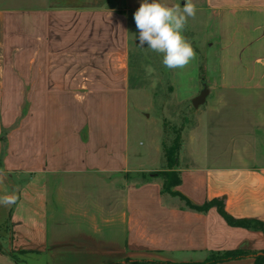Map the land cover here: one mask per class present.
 <instances>
[{
  "label": "crops",
  "instance_id": "0c3cea01",
  "mask_svg": "<svg viewBox=\"0 0 264 264\" xmlns=\"http://www.w3.org/2000/svg\"><path fill=\"white\" fill-rule=\"evenodd\" d=\"M143 2L0 0V196L17 197L0 205V264L61 254L81 264L191 262L264 250L263 231L162 191L153 172L165 168L145 162L164 156L160 138L148 153L130 140V14ZM193 3L187 24L192 36L205 29V48L200 60L198 35L190 40L199 67L191 99L204 84L209 93L183 132L175 189L264 221V0ZM138 173L147 179L128 177Z\"/></svg>",
  "mask_w": 264,
  "mask_h": 264
},
{
  "label": "rangeland",
  "instance_id": "374dc122",
  "mask_svg": "<svg viewBox=\"0 0 264 264\" xmlns=\"http://www.w3.org/2000/svg\"><path fill=\"white\" fill-rule=\"evenodd\" d=\"M200 26H196L197 37L192 36L191 28L186 25L183 35L192 40L196 51L202 59L201 44L205 29L200 32ZM139 31L131 13L130 21V51H129V87H130V140L136 148L148 153L153 142L161 141L164 152V144H171L180 134L181 140L184 130L195 124L196 112L203 105L195 108L192 104L191 76L198 73L199 67H195L197 55L189 65L183 69H168L162 63V54L153 52L147 48L139 47ZM204 37V36H203ZM203 40V39H202ZM205 40V39H204ZM204 42V41H203ZM193 65V66H192ZM152 152V149L150 150ZM165 156V155H164ZM155 152L150 158H146V166L166 168V159ZM131 180H142L141 174H133ZM163 179V178H162ZM23 264H81L82 260L75 256L61 254L57 257L41 258L19 257Z\"/></svg>",
  "mask_w": 264,
  "mask_h": 264
},
{
  "label": "clouds",
  "instance_id": "9594fccd",
  "mask_svg": "<svg viewBox=\"0 0 264 264\" xmlns=\"http://www.w3.org/2000/svg\"><path fill=\"white\" fill-rule=\"evenodd\" d=\"M197 7L193 0H186L184 6L179 3L168 6L159 0H144L134 13L139 31V47L162 54L163 65L171 70L183 69L195 59L196 53L189 40L182 34L188 18H195ZM4 176L0 173V182ZM17 200L15 194L0 196V205L10 206Z\"/></svg>",
  "mask_w": 264,
  "mask_h": 264
},
{
  "label": "trees",
  "instance_id": "16d2710c",
  "mask_svg": "<svg viewBox=\"0 0 264 264\" xmlns=\"http://www.w3.org/2000/svg\"><path fill=\"white\" fill-rule=\"evenodd\" d=\"M135 13V12H132ZM131 19V14H130ZM8 130L2 129V157L6 154V135ZM182 146V140L180 134L176 136L173 142L169 145L164 144V155L166 159V168L164 170L153 172L163 178L162 191L170 193L175 196H179L190 209L205 212L210 208L215 207L219 214L226 220L229 225L239 226L248 229L261 230L264 232V221L250 218H237L232 216L225 209V202L223 198H214L206 201L203 204H196L192 202L186 195L179 190L175 189L182 182L179 165V152ZM130 177V175H128ZM141 177L146 180L148 175L142 173ZM248 255H253L255 261L253 264H264V250L260 252H249L243 249L227 250V251H211L209 256L204 261H191V262H151V261H130L127 260V264H213L221 261L238 259Z\"/></svg>",
  "mask_w": 264,
  "mask_h": 264
},
{
  "label": "water",
  "instance_id": "95a60500",
  "mask_svg": "<svg viewBox=\"0 0 264 264\" xmlns=\"http://www.w3.org/2000/svg\"><path fill=\"white\" fill-rule=\"evenodd\" d=\"M208 93H209L208 86L204 84V88L202 89L200 94L196 96L194 99H192L193 106L195 108H198L200 105L204 104L206 102Z\"/></svg>",
  "mask_w": 264,
  "mask_h": 264
}]
</instances>
